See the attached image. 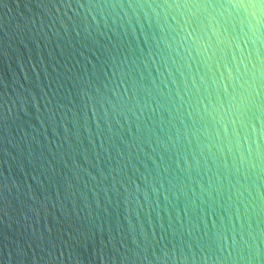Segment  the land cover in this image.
Segmentation results:
<instances>
[{
	"label": "water",
	"instance_id": "1",
	"mask_svg": "<svg viewBox=\"0 0 264 264\" xmlns=\"http://www.w3.org/2000/svg\"><path fill=\"white\" fill-rule=\"evenodd\" d=\"M0 264H264V0H0Z\"/></svg>",
	"mask_w": 264,
	"mask_h": 264
}]
</instances>
